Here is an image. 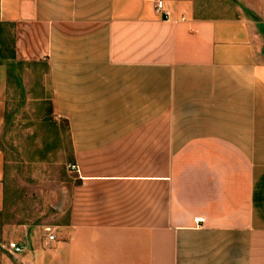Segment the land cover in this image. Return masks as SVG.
I'll use <instances>...</instances> for the list:
<instances>
[{
	"label": "crops",
	"instance_id": "1",
	"mask_svg": "<svg viewBox=\"0 0 264 264\" xmlns=\"http://www.w3.org/2000/svg\"><path fill=\"white\" fill-rule=\"evenodd\" d=\"M162 1L0 0V128L14 52L71 160L20 264H264V0Z\"/></svg>",
	"mask_w": 264,
	"mask_h": 264
},
{
	"label": "rangeland",
	"instance_id": "2",
	"mask_svg": "<svg viewBox=\"0 0 264 264\" xmlns=\"http://www.w3.org/2000/svg\"><path fill=\"white\" fill-rule=\"evenodd\" d=\"M39 67L34 73L31 65L22 63L12 67L6 80L2 74L7 121L0 128L5 158L0 264H20L8 248L10 241L23 243L30 233L40 230L48 235L53 224L67 216L68 128L52 111L47 81L41 75L43 66Z\"/></svg>",
	"mask_w": 264,
	"mask_h": 264
},
{
	"label": "built area",
	"instance_id": "3",
	"mask_svg": "<svg viewBox=\"0 0 264 264\" xmlns=\"http://www.w3.org/2000/svg\"><path fill=\"white\" fill-rule=\"evenodd\" d=\"M163 1L162 0H156V3H155V8L158 12H160L163 16V18H167L168 16V12L164 9V6H163ZM72 167L74 168L75 166L72 165ZM196 221L198 222V219L196 218ZM47 231H50L49 230V227L46 228ZM48 238L50 240L54 239V234L53 233H48ZM8 248L9 250L12 252V253H19L23 250V247L21 245H19L17 242L15 241H10L8 243Z\"/></svg>",
	"mask_w": 264,
	"mask_h": 264
},
{
	"label": "trees",
	"instance_id": "4",
	"mask_svg": "<svg viewBox=\"0 0 264 264\" xmlns=\"http://www.w3.org/2000/svg\"><path fill=\"white\" fill-rule=\"evenodd\" d=\"M11 59H13L12 62L10 63L11 66L22 64V61L15 60L14 52L12 53ZM5 120L7 121V114H5Z\"/></svg>",
	"mask_w": 264,
	"mask_h": 264
}]
</instances>
